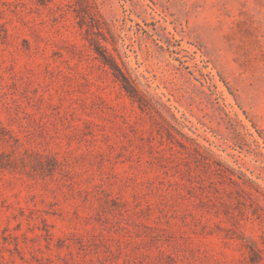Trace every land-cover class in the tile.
<instances>
[{
    "label": "rangeland",
    "instance_id": "rangeland-1",
    "mask_svg": "<svg viewBox=\"0 0 264 264\" xmlns=\"http://www.w3.org/2000/svg\"><path fill=\"white\" fill-rule=\"evenodd\" d=\"M0 154V264H264V0H0Z\"/></svg>",
    "mask_w": 264,
    "mask_h": 264
},
{
    "label": "trees",
    "instance_id": "trees-1",
    "mask_svg": "<svg viewBox=\"0 0 264 264\" xmlns=\"http://www.w3.org/2000/svg\"><path fill=\"white\" fill-rule=\"evenodd\" d=\"M98 53L101 56L105 65H107L112 70L114 76L122 83V86L125 89V91H127L129 94H133L134 89H133L131 82L118 68V66L113 61V59L110 56H108L106 53H103L101 51H99ZM2 157H5V156L0 154V169H5L10 166L11 162L8 159L1 160Z\"/></svg>",
    "mask_w": 264,
    "mask_h": 264
}]
</instances>
